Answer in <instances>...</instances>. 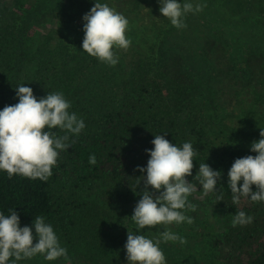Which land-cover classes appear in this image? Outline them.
Wrapping results in <instances>:
<instances>
[{"label": "trees", "instance_id": "1", "mask_svg": "<svg viewBox=\"0 0 264 264\" xmlns=\"http://www.w3.org/2000/svg\"><path fill=\"white\" fill-rule=\"evenodd\" d=\"M255 1L193 0L206 6L202 12L188 14L187 28L178 30L159 12L158 0H100L129 20L126 36L131 45L126 50L115 49L119 63L108 66L90 55L79 56L84 38L82 17L94 6V0H33L20 5L17 12L11 9L15 1L9 6L0 0V110L18 103L15 88L24 83L38 98L57 91L66 95L71 90L76 97L92 100L89 91L98 94L111 70H123L119 95L100 117L92 114L91 103L72 107L82 106L89 123L79 136L70 135L71 146L59 153L46 182L17 175L9 179L0 171V212L8 215L14 209L21 226H31L37 216L45 217L67 248L71 264H119L117 242L126 231L127 205H135L142 198V175L146 173L137 169L146 168L150 158L146 149L154 147L151 142L160 134L177 146L192 143L197 155L192 176L187 179L197 188L200 185L194 177L200 164L222 171L219 192L203 195L196 191L189 197L222 220L223 232L213 241L217 248L215 264H264V203L242 200L233 204L227 175L235 159L256 154L250 146L222 144L204 127L181 123L164 97L163 83L154 76L167 73L180 83V78L189 79V68L197 65L200 69V62L208 61L210 50L216 53L226 44L236 45L224 34L229 25L243 42L239 43L241 48L249 52L248 56L254 54L261 37L255 32L258 26L264 27L262 17L254 16L258 8H254ZM48 18L55 21V27L36 35L40 26L49 27L44 23ZM176 35L182 43L177 42ZM80 70L87 75L91 70L97 73L88 83ZM201 80L199 77L198 83ZM88 84L95 85L89 89ZM101 91L108 94L107 89ZM53 131L65 135L59 129ZM91 154L96 156L95 165L88 163ZM239 211L253 217V222L233 227V217ZM8 264L65 261L48 262L38 255L31 260L10 258Z\"/></svg>", "mask_w": 264, "mask_h": 264}, {"label": "clouds", "instance_id": "2", "mask_svg": "<svg viewBox=\"0 0 264 264\" xmlns=\"http://www.w3.org/2000/svg\"><path fill=\"white\" fill-rule=\"evenodd\" d=\"M158 4L162 16L178 30L187 28L188 14L202 12L206 6L193 0H158ZM82 21V51L108 66H116L119 56L115 49L126 50L131 45L126 36L128 18L107 3L94 0V6L83 15ZM15 95L18 103L0 110V171L6 172L9 179L17 175L46 182L53 174L59 153L71 146L68 143L70 135L79 136L86 128L85 121L70 111L72 105L63 92L38 98L24 83L16 86ZM54 129L65 135L58 136ZM260 137L250 146V151L256 155L235 159L228 170L233 204L239 205L242 200L264 203V129ZM151 143L154 147L146 149L150 157L146 168L138 166L137 169L146 175H142V198L131 216L135 230H128L124 245L127 264H167L161 244L187 243L169 226L193 223L187 213L195 212L197 205L189 197L196 191L207 195L223 187L221 184L217 188L222 171L214 170L207 163L199 165L194 177L199 188L187 179L192 176L193 158L197 155L191 142L177 146L158 134ZM88 163H97L95 154L89 156ZM252 222L253 217L239 211L233 217L232 226H246ZM153 228L163 229L155 240L140 234L142 230ZM38 255L48 262L63 258L65 264H71L67 248L61 245L45 217L37 216L31 226H21L20 216L14 209L9 210L8 215L0 212V264H8L10 258L31 260Z\"/></svg>", "mask_w": 264, "mask_h": 264}, {"label": "rangeland", "instance_id": "3", "mask_svg": "<svg viewBox=\"0 0 264 264\" xmlns=\"http://www.w3.org/2000/svg\"><path fill=\"white\" fill-rule=\"evenodd\" d=\"M4 1L9 6L13 5L14 1L16 2V6L11 7L14 12L18 11L20 5L33 2V0ZM18 1L20 3H17ZM253 5L254 8L258 7L254 16L259 17L258 15H260L262 18H259L264 26V0H256ZM44 23L49 27L46 29L40 26L36 35L46 32L50 27H55V21L49 18L44 20ZM229 27L228 31H224V34L230 37L231 43L235 42L236 45L226 44L216 53L210 50L206 56L208 61L200 62L202 66L200 69L197 65L189 68V79L180 78L183 81L180 83V80L172 79L167 73H161L160 77L159 73H154V76L163 83L164 97L181 123L204 127L214 140L222 144L251 146L252 142L261 138L260 131L264 129V27L258 26V31L255 33L261 37L257 41L258 46L254 50L255 53L249 56V52L239 45L243 42L234 36L236 32L231 31L232 26L229 25ZM252 27L254 28L253 25ZM240 34L245 36L242 32ZM247 34L249 35V33ZM178 36L176 35L177 42L182 43V39ZM216 47L217 45L214 44L213 48ZM259 54L262 56L258 57ZM86 55L88 54L81 50L79 56ZM80 72H82L84 81H86L85 77L87 80L88 78L93 80V76L97 73L93 70L88 75L85 70H80ZM122 73L123 70L114 69L107 74V79L103 82L101 90L107 89L108 94L101 90H97L98 94L89 91V97L92 96V100H89L88 96L76 97V93L68 90L67 96L65 95L66 99L70 101L72 107L76 103L87 107L92 104L91 110H94L92 114L100 117L101 113L113 106L115 98L118 97ZM199 77L202 80L198 83ZM94 85L89 86L88 84L87 87L92 89ZM103 95L108 96L109 99L105 100ZM72 107L70 111L75 112L78 117L84 119L85 124H88L89 120L86 119V111L82 110V106L78 109ZM156 194L158 195V193ZM189 200L197 205L195 212L187 213L193 218V223L169 226L171 231L183 236L187 243L183 245L179 242L161 244L167 264H177L176 260L182 261V264H215L217 248L214 247L213 241L218 234L223 232L222 220L215 215L213 210L204 208L201 203L199 204V200H191L190 198ZM136 204L127 205L126 231H122L120 238H118L119 242H117L120 243L119 264H127L124 245L128 230H135L131 216ZM160 231L156 228L145 229L140 234L155 240L159 238Z\"/></svg>", "mask_w": 264, "mask_h": 264}]
</instances>
